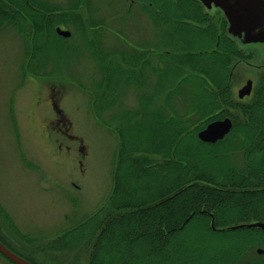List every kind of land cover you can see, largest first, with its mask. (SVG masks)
Segmentation results:
<instances>
[{
  "label": "rangeland",
  "instance_id": "1",
  "mask_svg": "<svg viewBox=\"0 0 264 264\" xmlns=\"http://www.w3.org/2000/svg\"><path fill=\"white\" fill-rule=\"evenodd\" d=\"M90 1L88 16H74L79 21L71 24L58 18L57 24L53 25L69 30L72 33L69 39L53 32L43 41L47 29V32L43 30L37 34L35 45L28 46L13 28L0 20V240L10 251L32 264H92L96 240L108 226L111 214L116 213L110 198L115 168L123 148L119 132H128L127 137L134 135L137 138L142 137L143 131L147 136L149 129L151 139L153 131L158 129L153 126L152 116L153 108L160 104L162 97L156 99L159 104L155 105L150 96L142 95L144 91L139 85L147 86L146 82H150L152 86L151 78L143 82L131 81L132 85L128 81L126 90L119 89L117 81L114 82L116 88L112 92L120 95L115 106L108 111H97L96 106L106 103L100 95L105 92L107 76L120 78L122 82L126 77L130 78V72L137 67L135 61L127 60L133 54L134 59L137 55L139 58L155 56L152 63L161 64L166 63V58L159 52L181 54V43L165 45L166 32L172 28L178 35L184 22L195 25L185 26L189 38L202 34L203 44L207 39H215L217 34V30L207 27L196 11L187 9L189 6L183 0H152L150 8L139 3L132 6L131 0ZM216 12L212 10L210 17ZM91 21L95 26L90 27ZM197 43L190 48L193 56L206 50L199 51L202 44ZM220 47L225 49L221 53H228L229 59L233 58L224 65L227 67L225 73L232 72V75L228 95L223 92L226 99L222 98L223 101L218 103L222 108L215 107L212 116L213 120L230 118L234 124L231 132L238 136L239 126L251 123L248 106L260 96L261 103L264 100V92H261L264 78L261 79L259 67L264 64V45L247 46L251 57L241 62L224 46ZM240 48L243 47L240 45ZM132 61L133 66L127 68L125 65ZM121 64L124 76L119 71ZM115 72L119 74L115 75ZM150 74L148 70L146 76ZM197 74L205 75L201 71ZM248 79L253 82V92L243 101L238 100V90ZM207 87L213 92L223 90V87L216 89L213 84ZM51 95L61 117L51 108ZM148 97L149 101L147 99L143 104L142 100ZM143 106L148 113L144 119L149 118L150 123L130 118ZM260 111V117L264 118V104ZM62 117L66 123L61 125L62 130L50 123ZM130 121L134 122L135 130L124 129ZM252 123L260 128L255 136L264 137L261 120ZM231 142L235 143L234 140ZM187 145L192 151L189 161L195 173L204 168L211 174L223 170L224 157L221 161L214 155L217 151L224 154L226 146L217 147L212 153L215 148L208 145ZM160 159V156L155 158ZM244 159L243 154L238 153L237 157L232 154L227 162L242 168ZM254 162L256 167L262 164L259 156ZM258 174L259 179L249 186L241 182L229 187L237 194L241 190L261 193L256 194L260 195L258 198L254 196L249 201L245 198L233 206L225 203L227 207L221 209L225 218L237 215L240 208L241 211L247 209L246 219L234 222L233 226L264 222V169H259ZM132 232L125 229L120 238L103 244L105 253L118 257L123 263L124 259L131 260L129 264H189L190 261V264H211L218 257L212 252L221 240L210 238L205 231L196 230L197 235H193L188 230L171 244L162 246L163 251L155 256L148 255L145 248L138 252L135 249L137 254L133 252L132 238L127 242L124 240ZM255 234V239L250 237L253 246L247 256L264 264V254L256 252L258 248L264 249V231ZM0 264L14 263L0 254Z\"/></svg>",
  "mask_w": 264,
  "mask_h": 264
},
{
  "label": "trees",
  "instance_id": "2",
  "mask_svg": "<svg viewBox=\"0 0 264 264\" xmlns=\"http://www.w3.org/2000/svg\"><path fill=\"white\" fill-rule=\"evenodd\" d=\"M198 37L200 42L203 41L201 36ZM190 43L192 44V41ZM189 50L188 48L187 51ZM188 55L181 59L182 63L179 61L178 67H170L169 79L164 81L163 92L166 91V95L162 97L160 104L156 99H160L161 96L155 93L151 98L155 105L159 104L153 108V126L158 127L156 131H153L154 137L149 139V129H147V136L143 131L142 137L137 138L134 135L131 138L127 137L128 132H119L123 148L115 168L114 187L112 198H110L116 213L111 214L108 226L96 240L92 264L131 263V260L126 259L123 263L118 257L105 253L103 249V244L120 238L125 229L133 230L124 239L127 242L132 238L133 252L135 249L138 252V249L145 248L148 255L155 256L163 251L162 246L171 244L188 230L193 235H197L196 230H199L205 231L210 238L221 240L213 249L212 253L218 257L211 264H261L260 261L254 262L247 256L253 246L250 237L255 239V232H261V230L257 228L229 229L234 222L246 219L247 209L241 211L240 208L237 210L239 211L237 215L228 218L224 217L221 209L227 207L225 203L233 206V204L241 203L245 198L249 201L254 196L255 198L260 196L256 194H261L259 191L249 190H241L237 194L230 191L229 187L241 182L249 186L250 183L259 179V169H264V144L261 143L260 147L258 143L252 142L253 138L259 135L255 136L260 130L259 127L252 126V122L260 119L264 123V118L260 117L264 100L261 103L260 96L257 101L248 106L247 114L250 115L251 123L239 126L241 130L238 131V136L231 132L229 136L216 143H201L197 137L198 132L213 120L212 110L215 107L222 108L218 103L223 101L222 98L226 99V96L211 93L206 80L197 74L201 71L210 79L213 70V66L210 65V60H213L211 54ZM195 59L196 63L193 62ZM220 61L218 60V69H220ZM125 66L129 67L128 64ZM182 66L187 69L184 76L179 68ZM121 74L124 76L123 70ZM125 79L126 81L122 82L124 85L128 84L129 77ZM218 79L215 81L216 85L222 88L225 82L222 70ZM105 83L107 84L103 88L105 92L100 96L103 100L106 99V103L104 106H96L99 108L98 112L101 109L108 111L113 108L117 98L120 97L119 94L112 92L115 89L113 78L107 76ZM149 98H144L143 104H146ZM146 109L143 106L136 113L137 115L130 118L143 123L148 120L147 122L150 123L149 118L144 119L148 115ZM124 129L135 130L134 122L130 121ZM238 137H244L248 141L240 143ZM232 140L235 143H232ZM196 143L214 147L212 153L217 147L226 146L223 151L225 155L221 151L215 152L214 155L221 161V157H224L226 161L220 173L211 174L207 168L198 173L192 170L189 161L192 151L185 145L195 147ZM238 153L245 156V166L242 168L232 166L230 161L227 162L228 156L234 154L237 157ZM156 156H160L161 159L155 160ZM258 156L262 164L256 167L253 162ZM248 172L251 174L245 177L244 175ZM136 185H138L137 188ZM252 205L255 204L252 202Z\"/></svg>",
  "mask_w": 264,
  "mask_h": 264
},
{
  "label": "flooded vegetation",
  "instance_id": "3",
  "mask_svg": "<svg viewBox=\"0 0 264 264\" xmlns=\"http://www.w3.org/2000/svg\"><path fill=\"white\" fill-rule=\"evenodd\" d=\"M159 1L163 2L166 0H157V2ZM183 1L189 6L187 9H189L190 11L194 10L197 12L199 18L203 20L204 22H206L207 27L217 30L215 39H212V38L207 39L205 44H203L202 41L200 42V40H198L199 39L198 36H201L202 34H197L198 36L194 35L190 39L189 38L190 33L185 29V26L187 25L195 26V25L192 22H184L185 25L184 27H182L179 34L177 33L178 35H176L173 32L172 28H171V31L169 30L170 32L169 31L166 32L168 40L166 41L167 43L165 45L172 46L174 44L181 43L183 45V48H180V51H181L180 53H182L181 54L183 55L182 58H184L185 56L188 55L186 54L187 49L188 48L190 49L192 46H194V45H191L190 43L191 41H193L194 43L198 42L197 44L199 46L201 43L202 46H200L201 48H198L199 51H201L202 49H206V50L198 53L197 55L199 56L202 53L211 54V59L213 60H210V65L213 66L212 67L213 70H212V74L210 75V79L206 77L205 75H200V76L204 78V80H206L208 85L213 84V86H215L216 89L217 88L220 89V87L216 85L217 82L215 81L219 80L218 77L220 75V71L222 70L224 74L223 80H225L222 86L223 87L222 92L221 93H219V91L213 92L211 91V89H209V91L211 93H216V94H222L223 92H227V95H228L227 89H228V85H229L232 72L230 74L225 73V71L227 72V67L224 65L227 62L232 61L233 58L229 59V55H227L228 53H224V52L221 53V51L222 50L225 51V49L220 46H224L226 50H229L230 52L229 54H231L232 56H236L237 58H240V62H241V61H248L247 59H250L251 57V55L247 53V52H250V51H247V48H246L247 46L253 45L254 48H256L257 45H260V44L261 46L264 45V42H246L244 33H242L241 36H234L232 33H230L229 23L227 19L225 18L223 11L219 7L215 6L214 2H210L209 5L207 6L201 0H183ZM130 3L132 6L134 5V3H139L146 8H150L151 6H153L152 0L151 2L149 0H134V1L131 0ZM90 4H91L90 0H0V13H1L0 17L3 16L0 18V20L3 21L2 24H6L10 26L11 28H13L24 39V43H26L28 46H31V43L32 45H35L36 43L35 38L37 37V34L41 33L43 30H44L43 32H47V29H48V32L45 33L46 35L43 37V41H46L49 35H52L53 32H55L56 36H60L61 38H64V39H69L72 35V33L69 30L60 28L61 30L69 31L70 33L68 37H64L57 33V29L59 27L57 26L53 27V25L57 24L58 18H60L61 20L64 18L63 22H66L67 24H71L73 23V21L78 22L79 19H75V17L77 16L79 17V15L88 16L90 13V10H89ZM214 9L217 12L212 17H210L209 13ZM71 17H74V19L72 18L71 20ZM93 26H95V24L90 25V27H93ZM98 26L100 27L102 25L99 24ZM263 28L264 27H261V30ZM257 31H259V29ZM28 39L31 42H29ZM164 39H165V36H164ZM174 40H176V42ZM193 42L192 44H194ZM240 45L243 48H240ZM28 49L30 48L28 47ZM208 49H210L211 51H208ZM187 52H190L189 55L190 54L193 55V53H191L192 52L191 49ZM166 53H170V51H166ZM220 53L222 54L221 56H220ZM218 60H221L220 69H218ZM193 62L196 63L197 60L195 59L193 60ZM259 67L262 71V75H261V79H262L264 78V64H261V66ZM248 82H250L249 93L248 94L243 93L244 95L240 96L242 91L246 92V89H244V87L248 85ZM252 92H253V82L252 80L248 79L245 82V84L242 85L241 88L238 90L237 98L238 100L243 101L245 98L250 97ZM261 92H264V85H263V91ZM50 104H51V108L53 109L54 114H56V116L60 115L61 117V114L59 113L57 105L54 103L52 95L50 96ZM225 118H228V117H224L220 120H223ZM217 120L219 119H214L212 121H217ZM50 123L55 125V127L59 128L60 130H62L61 125H66V123L63 121V117L61 119L55 118L54 122L51 121ZM261 124H264V123L261 121ZM262 126L264 127V125H261L260 127ZM233 127H234V124L232 122V128L230 132L232 131ZM239 139L241 143L248 141L244 137H240ZM263 140H264V137H261L260 135L257 138L254 137L252 142L258 143L261 147V143L264 144Z\"/></svg>",
  "mask_w": 264,
  "mask_h": 264
},
{
  "label": "water",
  "instance_id": "4",
  "mask_svg": "<svg viewBox=\"0 0 264 264\" xmlns=\"http://www.w3.org/2000/svg\"><path fill=\"white\" fill-rule=\"evenodd\" d=\"M205 5L214 2L219 7L229 23V32L234 36L245 35L246 42H264V0H201ZM259 29V31H257ZM57 33L64 37L70 35L69 31L57 29ZM246 92H241L240 96L248 94L250 82L244 87ZM232 121L229 118L212 121L198 132L197 137L203 143L213 144L222 140L231 130ZM238 228H259L264 231V222H254L232 226L229 229ZM256 252L264 254V249L258 248ZM0 254L14 264H32L10 251L0 242Z\"/></svg>",
  "mask_w": 264,
  "mask_h": 264
},
{
  "label": "crops",
  "instance_id": "5",
  "mask_svg": "<svg viewBox=\"0 0 264 264\" xmlns=\"http://www.w3.org/2000/svg\"><path fill=\"white\" fill-rule=\"evenodd\" d=\"M158 54L159 55L162 54L163 55L162 57L166 58V63L161 64L160 62H156V61H154L152 63V60L154 59L155 56H152V57H150V56H140V58H139V56L137 55V57L134 59V55L135 54H133V56H131L129 59H127V60L135 61L136 62L135 66H137V67H135V70H132L130 72V78H129V83L130 84L129 85H132L131 81L134 82V80L136 82H143V81L148 80L149 78H151V80H152V84H153L152 86H151L150 82H146L147 86L143 85L144 83L139 84L140 85V90L144 91V94H142L143 96H150L152 98L155 93L158 96H161V97L165 96L166 95V91L163 92V90H164V81L169 79V75L168 74H169V71H170V67L171 66L173 68L178 67L177 64H179V61L181 62V59H183L181 56H179V53H172V54L171 53H166V54H163V52H159ZM163 58H161V59H163ZM140 59H142V60L144 59V60H146V62H138ZM156 60H158V59L156 58ZM121 61L122 60H120V63H121ZM133 61L131 63H128V65L130 67L133 66ZM109 64H111V63L109 62ZM122 66H123V64L120 65L119 71H121ZM179 68H180V72H182V74H183L182 76H184L187 73L186 72L187 69L184 66L179 67ZM148 70H150L152 75L150 74V75L146 76V73H147ZM118 74H119V72H115V75H118ZM159 74L160 75L162 74V75L160 76ZM121 80L122 79H120V78H114V82L116 83V81H117V83L119 84V85H116V86H118L119 89L126 90L125 87L127 86L126 85L127 83L124 85ZM124 81H125V79H124ZM155 83H157V84H155ZM146 88H148V89H146ZM156 91H158V92H156ZM121 92H123V91H121ZM159 92H161V93H159Z\"/></svg>",
  "mask_w": 264,
  "mask_h": 264
}]
</instances>
